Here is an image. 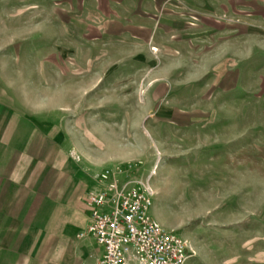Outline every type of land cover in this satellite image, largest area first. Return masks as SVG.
<instances>
[{"label": "rangeland", "instance_id": "obj_1", "mask_svg": "<svg viewBox=\"0 0 264 264\" xmlns=\"http://www.w3.org/2000/svg\"><path fill=\"white\" fill-rule=\"evenodd\" d=\"M222 3L145 39L109 34L99 0H0V101L95 171L128 167L186 264H264V21ZM230 72L244 91L225 100ZM224 132L230 151L208 141Z\"/></svg>", "mask_w": 264, "mask_h": 264}, {"label": "crops", "instance_id": "obj_2", "mask_svg": "<svg viewBox=\"0 0 264 264\" xmlns=\"http://www.w3.org/2000/svg\"><path fill=\"white\" fill-rule=\"evenodd\" d=\"M99 1L112 17L109 34L145 39H171L173 28L183 37L189 19L204 21L201 14L216 6L215 0ZM219 6L230 13L232 8L245 13L256 8L255 15L264 21V0H223ZM204 33L195 31L192 36L201 38ZM231 33L223 31L227 38ZM244 62L239 61V68ZM233 74L219 76L225 100L244 91L236 87ZM252 101L264 114V81ZM247 102L245 95L242 111ZM208 141L218 142L223 151L232 150L226 132L211 135ZM90 166L75 158L50 128L29 122L22 111L0 101V264H97L102 248L93 237H80L89 224L86 198L100 188L102 169ZM154 215L151 210L157 221Z\"/></svg>", "mask_w": 264, "mask_h": 264}, {"label": "built area", "instance_id": "obj_3", "mask_svg": "<svg viewBox=\"0 0 264 264\" xmlns=\"http://www.w3.org/2000/svg\"><path fill=\"white\" fill-rule=\"evenodd\" d=\"M128 173V167L103 169L99 190L86 198L89 224L80 237L102 248L97 264H186V241L151 216L154 191Z\"/></svg>", "mask_w": 264, "mask_h": 264}]
</instances>
